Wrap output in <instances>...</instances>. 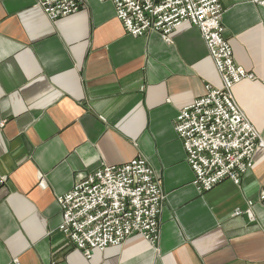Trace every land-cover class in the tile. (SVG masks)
<instances>
[{"label": "crops", "instance_id": "crops-1", "mask_svg": "<svg viewBox=\"0 0 264 264\" xmlns=\"http://www.w3.org/2000/svg\"><path fill=\"white\" fill-rule=\"evenodd\" d=\"M234 63L254 76L233 98L264 141V6L219 0ZM221 86L198 29L127 35L110 2L49 20L35 0H0V264H264V147L238 185L198 194L173 123ZM142 157L165 195L158 240L89 258L58 232L57 199L78 175Z\"/></svg>", "mask_w": 264, "mask_h": 264}, {"label": "built area", "instance_id": "built-area-1", "mask_svg": "<svg viewBox=\"0 0 264 264\" xmlns=\"http://www.w3.org/2000/svg\"><path fill=\"white\" fill-rule=\"evenodd\" d=\"M113 5L115 18L127 35L156 33L165 41L179 26L196 27L213 61L221 86L205 87L203 96L174 119V132L193 173L198 194L224 180L238 185L253 165L264 141L236 104L232 88L254 76L233 61L224 38L219 0H97ZM264 6V0H251ZM51 21L79 11L83 0H35ZM6 177L0 175V187ZM264 200V194L261 197ZM165 195L158 177L142 157L119 166H103L78 175L72 188L57 199L58 232L68 245L89 258L92 250L121 246L133 235L151 246L158 240V217ZM8 264H19L18 259Z\"/></svg>", "mask_w": 264, "mask_h": 264}]
</instances>
